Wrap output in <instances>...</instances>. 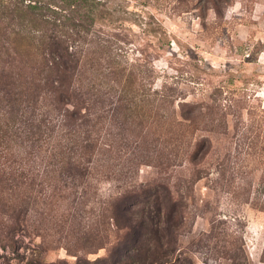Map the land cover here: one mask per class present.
<instances>
[{
    "label": "rangeland",
    "instance_id": "rangeland-1",
    "mask_svg": "<svg viewBox=\"0 0 264 264\" xmlns=\"http://www.w3.org/2000/svg\"><path fill=\"white\" fill-rule=\"evenodd\" d=\"M110 1L59 134L0 66V264H264V0Z\"/></svg>",
    "mask_w": 264,
    "mask_h": 264
},
{
    "label": "trees",
    "instance_id": "trees-1",
    "mask_svg": "<svg viewBox=\"0 0 264 264\" xmlns=\"http://www.w3.org/2000/svg\"><path fill=\"white\" fill-rule=\"evenodd\" d=\"M126 11L121 2L110 0H0V66L10 69L14 101H26L23 111L31 120L32 135L42 139L47 134V138L56 127L58 134L62 132L61 121L69 111H62V106H46L45 100L65 106L75 96V80L85 56L70 51L68 44L74 40L64 33L65 24L89 30L97 23L120 21ZM72 12L78 17L76 21ZM148 29L160 33L164 43H170L169 36L155 25L149 24ZM192 67L196 74L206 72L199 62H193ZM213 71L210 68L209 74ZM89 88H85L86 95ZM260 183L264 193V180Z\"/></svg>",
    "mask_w": 264,
    "mask_h": 264
}]
</instances>
